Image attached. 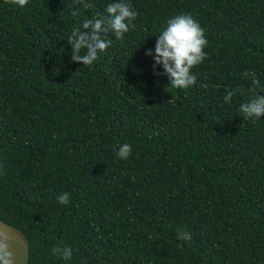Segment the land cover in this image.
<instances>
[{
    "label": "trees",
    "instance_id": "trees-1",
    "mask_svg": "<svg viewBox=\"0 0 264 264\" xmlns=\"http://www.w3.org/2000/svg\"><path fill=\"white\" fill-rule=\"evenodd\" d=\"M85 2L0 0V221L26 239L27 264H264V116L239 113L242 74L264 85V0H129L135 28L91 66L67 38L113 0ZM181 13L208 39L187 89L152 67Z\"/></svg>",
    "mask_w": 264,
    "mask_h": 264
},
{
    "label": "clouds",
    "instance_id": "clouds-1",
    "mask_svg": "<svg viewBox=\"0 0 264 264\" xmlns=\"http://www.w3.org/2000/svg\"><path fill=\"white\" fill-rule=\"evenodd\" d=\"M5 2L24 7L29 0H5ZM75 3L83 5L85 9L93 6L85 0H75ZM71 15L75 18L80 13L74 9ZM138 15L139 13L133 10L129 0H113L106 5L103 14L97 13L91 18L81 20L78 26L72 28L67 38V43L71 45V60L84 66H91L99 58V54L105 53L112 45L109 35H114L116 40H123L125 34L135 28L133 21ZM207 46L205 30L191 13H181L167 19L166 26L157 35L152 65L153 74L166 75L169 84L176 89H187L195 85L197 76L191 70L208 57V53L204 51ZM145 55L152 56V50L149 49ZM157 65H162L163 72L157 71ZM242 75L245 78L251 77L252 87L249 91L252 96L240 105L239 113L244 119L260 118L264 116V94H257L256 89L259 88L261 92H264V85H261L254 71L245 72ZM201 86L207 87L206 84ZM234 94V91L227 90L224 102L230 104ZM114 151L118 158L126 160L132 155V145L123 143ZM57 201L61 205L70 203V193L60 194ZM8 239L7 236L0 238V264H14ZM177 239L191 240L192 237L187 231L177 230ZM51 254L58 259L68 260L72 256V250L70 247L54 245Z\"/></svg>",
    "mask_w": 264,
    "mask_h": 264
},
{
    "label": "rangeland",
    "instance_id": "rangeland-1",
    "mask_svg": "<svg viewBox=\"0 0 264 264\" xmlns=\"http://www.w3.org/2000/svg\"><path fill=\"white\" fill-rule=\"evenodd\" d=\"M9 237L8 243L13 252L14 264H27L28 245L24 236L15 228L0 221V238Z\"/></svg>",
    "mask_w": 264,
    "mask_h": 264
}]
</instances>
